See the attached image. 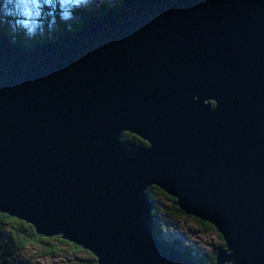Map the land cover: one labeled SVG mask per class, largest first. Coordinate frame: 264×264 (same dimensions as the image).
I'll return each instance as SVG.
<instances>
[{
    "label": "water",
    "instance_id": "1",
    "mask_svg": "<svg viewBox=\"0 0 264 264\" xmlns=\"http://www.w3.org/2000/svg\"><path fill=\"white\" fill-rule=\"evenodd\" d=\"M19 44L0 29V213L99 264H200L156 233L157 186L216 264H264V0H122Z\"/></svg>",
    "mask_w": 264,
    "mask_h": 264
},
{
    "label": "rangeland",
    "instance_id": "2",
    "mask_svg": "<svg viewBox=\"0 0 264 264\" xmlns=\"http://www.w3.org/2000/svg\"><path fill=\"white\" fill-rule=\"evenodd\" d=\"M116 1L117 0H0V29L3 32L5 31V34L9 32L14 37H16L15 35H17V32L25 31L24 34H22L23 39L21 40L26 42L29 41L31 42V46H35L37 43L32 42H36V40L40 38L54 39L57 34V29L62 32L66 30L70 31L73 27L72 24L78 21L80 11L97 9L103 3L111 5ZM18 5L34 6L29 9V12H35V15L24 14L23 9L17 7ZM64 14H67L68 18H65ZM10 16L11 18L9 19ZM27 45L30 46L28 43ZM165 199L166 197H164L163 200L168 204V201ZM162 215L164 216V218L163 216L161 217L163 219L162 225L164 226V232H162L163 234L161 236L164 239L168 240L167 237L169 236V240H172L176 239L177 236L179 240L189 244V246H192V248L198 250L200 253L202 251L205 253H212L214 248L222 244V241L223 246L221 245V247L224 248V238H221L216 231L211 229L204 232L201 231L199 229V223L195 220V216L190 215L193 216L190 218H174L165 214ZM0 239L2 240L1 236ZM3 242L4 240L2 243L0 242L1 252H5ZM51 245L57 247V255L55 257L43 256L44 258L42 259L37 257V255H43L42 251L47 250L46 246L51 248ZM6 256L8 260L3 264H86V262H83L81 259L89 257L88 253L79 250L75 251L57 240H52L51 243L45 244L43 249L41 245L32 246L29 244L23 251L13 252ZM28 261L31 263H28Z\"/></svg>",
    "mask_w": 264,
    "mask_h": 264
},
{
    "label": "trees",
    "instance_id": "3",
    "mask_svg": "<svg viewBox=\"0 0 264 264\" xmlns=\"http://www.w3.org/2000/svg\"><path fill=\"white\" fill-rule=\"evenodd\" d=\"M121 1L122 0H117L116 2H114L111 5L103 3L97 9H93V10H89V11H86V10L80 11L79 12L80 17H79L78 21H76L75 24H72L73 27L71 30H73V29L78 30L81 23L86 18H88L89 16H92V15H102L110 7L119 6L121 4ZM10 18H11V16L9 17V19ZM15 20H14V22H15ZM24 32L23 31L17 32V37H14V39L16 41L18 40V42L20 44L27 45V43H28L31 45V42H29V41L26 42L24 40H21V39H23L22 34H24ZM58 32H60V30L57 29V33ZM54 38H56V36ZM43 40L45 41V40H50V39L43 38ZM38 41H41V38L36 40V42H38ZM36 42H32V43H36ZM123 138L127 139V140L136 141V142H142V140L139 137H137L136 135H133L131 133H128V132L124 133ZM148 195L153 202L152 217L155 221L154 223L157 224L158 227H160L161 229L164 228V226L162 225V220H163L161 218L163 216L162 214H165V215H168V216H171L174 218H182V217L183 218H190V217H193V216L186 214L181 209V207L177 204V199L168 195L163 189H161L157 186H152L148 190ZM161 197H162V200H161ZM164 197H166L165 200L168 201V204H166L165 201L163 200ZM163 218H164V216H163ZM195 220L199 223V229L201 231L204 232V231L211 229V230L216 231L218 233V235L221 238H223V235L221 233H219L217 228L213 224H211L210 222L204 221V220L197 218V217H195ZM0 236L2 238V240L0 239V242L2 243V241L4 240L3 246L5 247V252L0 251V264H3V263H5L6 260H8L7 256H6L7 254H10L13 252L23 251V249H25L27 247V245H29V244L32 246H40L41 245L42 249H43L45 247V244L51 243L52 240H57V241L65 244V245H67L68 247H71L75 251L79 250V251L88 253V255H89L88 258L81 259V260H83V262L85 261L86 264H99L97 258L90 251H88L87 249H84L82 246H79L73 242L65 240L61 236L45 237V236L39 235L36 233L33 225L27 223L24 220H20L16 217L9 216L8 214L0 213ZM167 238H168V240H166V239L165 240L168 243L177 247L178 249H180L184 253L185 256L193 259L194 261H196L200 264H215L217 252L219 250H221V248H222L221 245L223 246V241H222V244L219 247L214 248L212 253L211 252L205 253L203 251L200 253L198 250H195L194 248H192V246H189V244H186L184 241L179 240L177 236H176V239H172V240H169V236ZM1 243H0V245H1ZM52 247L48 248V246H46L47 250L42 251L43 255L40 254L39 256L37 255V257H39L41 259L46 257V256L55 257L57 255V251H56L57 247H55V246H52ZM28 263H31V262L28 261Z\"/></svg>",
    "mask_w": 264,
    "mask_h": 264
},
{
    "label": "bare ground",
    "instance_id": "4",
    "mask_svg": "<svg viewBox=\"0 0 264 264\" xmlns=\"http://www.w3.org/2000/svg\"><path fill=\"white\" fill-rule=\"evenodd\" d=\"M5 32V31H4ZM62 31H60V32H58V34L59 33H61ZM9 35V36H8ZM5 36H6V38L9 40H11V41H16L15 39H14V36H12V35H10L9 33L8 34H5ZM16 37H17V35H15ZM13 39V40H12ZM44 40H43V38H41V41H38V42H36L37 44H39V43H41V42H43ZM20 46L22 45V47H19V48H22V49H24L25 47H29L28 45H23V44H19ZM23 46H25L24 48H23ZM31 46V45H30ZM134 135V134H133ZM137 136V135H136ZM142 140V139H141ZM143 141V140H142ZM144 142V141H143ZM143 142H140V143H143ZM145 143V142H144ZM145 144H147V143H145ZM152 207H153V202H152V200H151V209H152ZM155 222V221H154ZM154 225L156 226V229H157V231H156V233H158L159 234V237H161L165 242H166V240L161 236L163 233L162 232H164V228L163 229H161L160 227H158V225L157 224H155L154 223ZM162 227V226H161ZM168 239V238H167ZM166 243H168V242H166ZM225 243V242H224ZM168 244H170V243H168ZM171 245V244H170ZM225 246L224 247H226V243L224 244Z\"/></svg>",
    "mask_w": 264,
    "mask_h": 264
},
{
    "label": "clouds",
    "instance_id": "5",
    "mask_svg": "<svg viewBox=\"0 0 264 264\" xmlns=\"http://www.w3.org/2000/svg\"><path fill=\"white\" fill-rule=\"evenodd\" d=\"M17 7L22 8L24 11V14H32L35 15V12H29V9L34 7V6H30V5H18ZM65 18H68L67 14H64Z\"/></svg>",
    "mask_w": 264,
    "mask_h": 264
},
{
    "label": "flooded vegetation",
    "instance_id": "6",
    "mask_svg": "<svg viewBox=\"0 0 264 264\" xmlns=\"http://www.w3.org/2000/svg\"><path fill=\"white\" fill-rule=\"evenodd\" d=\"M212 105H215V103L213 101H211ZM138 137V136H137ZM143 142V141H142ZM146 143V142H145Z\"/></svg>",
    "mask_w": 264,
    "mask_h": 264
}]
</instances>
